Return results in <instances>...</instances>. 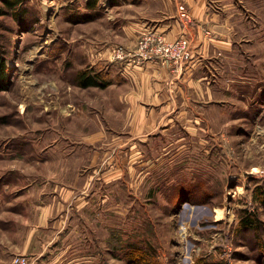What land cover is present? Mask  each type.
<instances>
[{"label":"rangeland","instance_id":"1","mask_svg":"<svg viewBox=\"0 0 264 264\" xmlns=\"http://www.w3.org/2000/svg\"><path fill=\"white\" fill-rule=\"evenodd\" d=\"M88 1L30 0L39 22L28 31L11 16L0 18L12 72L0 93V264H264V204L256 199L264 189V0L244 14V38L255 44L244 45L239 62L246 69L238 78L256 92L230 97L227 127L166 133L136 150L132 162L120 159L119 180L92 181L90 196L33 227L43 213L31 197L50 178L83 189L81 174L101 159L99 148H110L85 140L103 122L110 127L100 110L109 85L81 88L77 73L108 79L95 60L109 40L118 43L105 65L125 63L118 55L130 53L114 33L108 4L91 9ZM237 106L243 116L231 115ZM244 212L256 215L260 231L242 229Z\"/></svg>","mask_w":264,"mask_h":264},{"label":"crops","instance_id":"2","mask_svg":"<svg viewBox=\"0 0 264 264\" xmlns=\"http://www.w3.org/2000/svg\"><path fill=\"white\" fill-rule=\"evenodd\" d=\"M102 1L115 20L114 33L130 53L125 63L116 60L105 65L106 55L118 43L109 40L108 52L95 60L101 68L98 72L103 70L109 79L100 110L110 127L103 122L85 140L89 146L108 141L110 148H99L101 159H93L89 163L93 170L81 174L88 180L83 189L73 182L53 185L50 178L44 191L31 197V204L43 213L33 227L48 225L51 216L63 215L66 207L70 209L82 196H90L92 181L119 180L124 173L119 160L130 156L132 162L136 150L142 153V149L156 146L166 133L180 129L195 136L206 127H227L230 97L245 99L250 90L256 92L251 82L238 78L240 70L246 69L239 63L244 62V45L250 48L255 44L254 37L252 41L244 38L250 19L244 14L258 9L255 0H182L191 12L190 25L181 24L177 0ZM251 30L255 32L253 27ZM149 32L171 42L188 37L192 59L173 63L137 55L139 37ZM244 111L237 106L231 115L243 116Z\"/></svg>","mask_w":264,"mask_h":264},{"label":"trees","instance_id":"3","mask_svg":"<svg viewBox=\"0 0 264 264\" xmlns=\"http://www.w3.org/2000/svg\"><path fill=\"white\" fill-rule=\"evenodd\" d=\"M30 0H0V18L11 16L16 22H18L21 29L27 30L33 29L34 25L38 24V17L32 19L33 12L30 9ZM99 0H89L87 2V7L95 9L98 5ZM6 29L5 25L0 21V93L8 90L11 81V68L8 65V60L10 57V52L6 47V44L3 42L5 35L1 32ZM77 85L81 88L89 87H99L105 88L109 85V81L101 77L100 74H94L91 71H79L77 73ZM256 199L264 204V189L258 188L256 193ZM241 227L242 229H252L255 231H260L262 228L261 222L257 219L256 215L253 213H242L241 217ZM144 259L143 256L139 257ZM141 260V261H142ZM202 264H228L225 262H211V263H202Z\"/></svg>","mask_w":264,"mask_h":264},{"label":"built area","instance_id":"4","mask_svg":"<svg viewBox=\"0 0 264 264\" xmlns=\"http://www.w3.org/2000/svg\"><path fill=\"white\" fill-rule=\"evenodd\" d=\"M179 10V20L182 25H190L192 17L185 3L177 0ZM137 55L145 59H163L180 63L181 61H189L192 59L190 41L188 37L183 36L176 41H168L162 35L155 32H149L141 35ZM119 57H129L126 55H118Z\"/></svg>","mask_w":264,"mask_h":264}]
</instances>
